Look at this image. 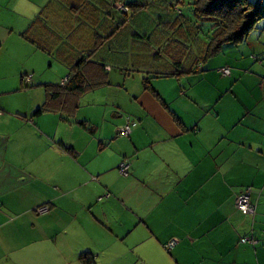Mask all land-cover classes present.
<instances>
[{
	"label": "crops",
	"instance_id": "obj_1",
	"mask_svg": "<svg viewBox=\"0 0 264 264\" xmlns=\"http://www.w3.org/2000/svg\"><path fill=\"white\" fill-rule=\"evenodd\" d=\"M80 3L0 0V264H264V33L203 61L213 27L188 10L116 30ZM33 45L106 84L35 115L60 84L21 64Z\"/></svg>",
	"mask_w": 264,
	"mask_h": 264
},
{
	"label": "trees",
	"instance_id": "obj_2",
	"mask_svg": "<svg viewBox=\"0 0 264 264\" xmlns=\"http://www.w3.org/2000/svg\"><path fill=\"white\" fill-rule=\"evenodd\" d=\"M84 1L86 6L83 9L93 7L90 5L92 0H82V3ZM107 2H103L98 9L102 7V16L115 15L119 17L116 30L129 29L130 27L134 29L136 28L134 25L143 22V19L148 22H150L149 19H152L155 24L156 20L160 19L167 11L178 16L183 13V10H188L195 19L197 30H200L199 33L205 27H213L204 34L202 33L206 41L203 61L220 53L225 46H234L246 41L254 31L257 22L264 18V13L261 11L263 6L259 2L253 3L251 0H140L129 3H122V0H107ZM120 4H122L121 7ZM111 5H115L118 9H112ZM108 6L110 11H108ZM75 12L77 15L80 10ZM26 36L27 34L23 35L25 39ZM87 61L89 58L85 55L76 61L72 68L73 74L67 76L68 80L63 86L43 85L45 101L41 108L35 111V115L56 111L57 107L64 102V96L75 95L106 84L103 71H101L102 67L95 65V70L99 69L100 73L96 71L90 75V66L86 63ZM27 76H31L33 79L32 75L21 76V81L25 85H29L33 81L31 79L30 82H25L24 78ZM147 84V80H144L145 87ZM85 257L81 256V259L86 260L85 264H91V259L87 260Z\"/></svg>",
	"mask_w": 264,
	"mask_h": 264
},
{
	"label": "rangeland",
	"instance_id": "obj_3",
	"mask_svg": "<svg viewBox=\"0 0 264 264\" xmlns=\"http://www.w3.org/2000/svg\"><path fill=\"white\" fill-rule=\"evenodd\" d=\"M131 1H133V0H122V3H129ZM136 1H140V0H136ZM103 2L108 3L107 0H92L90 2V5H92L95 8H98V7H100V5ZM80 5L81 6H80L79 10L82 11L83 7L86 6L85 1L83 3H80ZM121 5L122 4H120V7H121ZM111 8L114 9V8H116V6L111 5ZM116 9H118V8H116ZM100 10H101V12L103 11L101 8H100ZM110 10L111 9L108 6V11H110ZM261 11H262V13H264V6L261 8ZM262 32L264 33V18H261L257 22V24L255 25L254 31L252 32L251 35L257 34V36H258L259 34H262ZM66 49H67L66 47H63L61 49V51L59 52L60 56L57 55L54 57L51 52H49V53L44 52L43 49L38 48L37 45H35V46L33 45L29 51V54L28 55L26 54L21 58V64H24L27 67L35 66V68L37 69V72L41 74V77L44 81L58 85L62 82L63 79H65L67 77V74L69 73V70H70V69L68 70L67 63L70 62V61H68V57L71 56V54H70V52H65ZM67 51H69V49ZM75 51H77V48L75 49ZM37 52L40 53V54H38L39 57H34L35 53H37ZM71 66H70V68H71ZM18 73H19L20 78L22 75H26L25 73H22V70H20ZM5 81H9L5 88L8 90L12 89V87H13L12 79L9 75L6 77Z\"/></svg>",
	"mask_w": 264,
	"mask_h": 264
},
{
	"label": "built area",
	"instance_id": "obj_4",
	"mask_svg": "<svg viewBox=\"0 0 264 264\" xmlns=\"http://www.w3.org/2000/svg\"><path fill=\"white\" fill-rule=\"evenodd\" d=\"M222 76H229L230 75V70L229 68H223L221 70H219ZM31 76H27L24 78L25 82H30L31 81ZM68 80V77H66L65 79L62 80V82L60 83L61 86H63L66 81ZM261 88L263 89L264 92V80L261 81ZM3 115V113L0 111V116ZM131 131V128L129 125H126L123 128H119L117 130V136L118 137H128L129 133ZM128 169H129V165L126 162H122L119 164L118 166V172L121 176H127L128 175ZM250 194H251V189L248 188L246 189L241 195H239L236 200H235V208L243 215L245 216H252L255 213V206L253 203H251L250 201ZM48 208L47 207H41V208H37L36 212L37 213H43V212H47ZM176 241L175 240H171L166 246V249H170L175 245ZM239 243L241 245H246V246H250V247H255L257 245V242L252 239L251 237H242L239 240Z\"/></svg>",
	"mask_w": 264,
	"mask_h": 264
}]
</instances>
